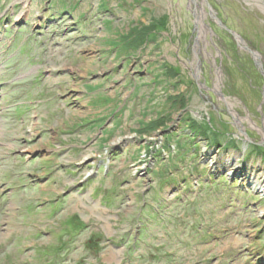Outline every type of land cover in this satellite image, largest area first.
<instances>
[{"label":"rangeland","instance_id":"obj_1","mask_svg":"<svg viewBox=\"0 0 264 264\" xmlns=\"http://www.w3.org/2000/svg\"><path fill=\"white\" fill-rule=\"evenodd\" d=\"M263 8L0 0V264H264Z\"/></svg>","mask_w":264,"mask_h":264},{"label":"bare ground","instance_id":"obj_2","mask_svg":"<svg viewBox=\"0 0 264 264\" xmlns=\"http://www.w3.org/2000/svg\"><path fill=\"white\" fill-rule=\"evenodd\" d=\"M257 2V1H256ZM264 9V8H263ZM208 156V154H207ZM235 159V158H234ZM232 158H224V159H219V161H217V166L219 167V169H224L226 167H234L235 164L237 163L236 159H235V162H232V160H234ZM235 169V168H234ZM241 172V171H240ZM259 170H256V172L254 171L253 173H257L258 174ZM241 178L245 181H248L254 185H257L259 186L262 182V179L264 178V176H261V175H254L252 178V176H247V174L249 175L250 173H244V172H241ZM260 174V173H259ZM235 176H239V169L237 171H235Z\"/></svg>","mask_w":264,"mask_h":264}]
</instances>
